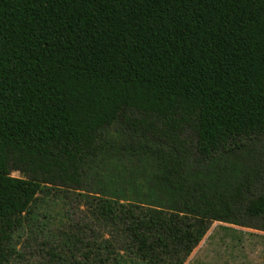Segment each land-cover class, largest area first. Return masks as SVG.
<instances>
[{
	"label": "trees",
	"instance_id": "16d2710c",
	"mask_svg": "<svg viewBox=\"0 0 264 264\" xmlns=\"http://www.w3.org/2000/svg\"><path fill=\"white\" fill-rule=\"evenodd\" d=\"M262 135L264 0H0V264H185L215 221L264 231ZM52 194L88 211L61 237Z\"/></svg>",
	"mask_w": 264,
	"mask_h": 264
},
{
	"label": "rangeland",
	"instance_id": "374dc122",
	"mask_svg": "<svg viewBox=\"0 0 264 264\" xmlns=\"http://www.w3.org/2000/svg\"><path fill=\"white\" fill-rule=\"evenodd\" d=\"M252 142L251 145L255 149V153L264 158V135ZM13 175L19 176L20 172L14 171ZM39 211L40 221L44 220V213L51 215L53 219L56 218L51 222L57 237L62 236L63 230H68L69 227H74L75 224L83 223L88 215L87 207L81 202L74 198L59 199L57 195L53 194L47 200L41 202ZM228 235L240 238L243 236L258 238L261 244H250L254 248L250 247L245 253L248 252L251 255L250 259L254 258L253 256L257 254H264V231L242 226L234 228L233 225L215 221L211 224L206 236L195 248L185 264H233L222 244L223 238H226ZM41 240L42 237L34 228L32 230L28 228L19 238V246L24 251H31V248H28V246L34 248L32 250L34 254L30 255L31 260L34 262L42 260V255L40 254V248L42 247ZM251 242L253 243V240Z\"/></svg>",
	"mask_w": 264,
	"mask_h": 264
},
{
	"label": "crops",
	"instance_id": "0c3cea01",
	"mask_svg": "<svg viewBox=\"0 0 264 264\" xmlns=\"http://www.w3.org/2000/svg\"><path fill=\"white\" fill-rule=\"evenodd\" d=\"M237 226L233 225L234 228ZM252 240L253 243L251 242ZM222 244L224 246V250L229 254V258L233 264H264V254H257L256 256H253L254 258L250 259L251 255H249L248 252L245 253V251L249 250L250 247L254 248L252 245L250 246V244H261L258 238H251L249 236H243L240 238L228 235L226 238H223Z\"/></svg>",
	"mask_w": 264,
	"mask_h": 264
}]
</instances>
